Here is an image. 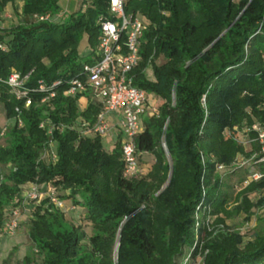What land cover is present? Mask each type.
<instances>
[{
    "label": "trees",
    "instance_id": "16d2710c",
    "mask_svg": "<svg viewBox=\"0 0 264 264\" xmlns=\"http://www.w3.org/2000/svg\"><path fill=\"white\" fill-rule=\"evenodd\" d=\"M14 1L0 0V15ZM23 2L27 19L60 10V0ZM84 3L65 21L0 28V80L15 71L29 75L33 89L39 80L64 81L94 64L110 0ZM125 11L146 26L134 85L158 109L142 117L135 138L139 160L153 159L146 174L125 176L120 133L111 150L103 138L81 135V122L93 124L101 104L89 100L82 108L81 97L66 96L62 85L46 103L30 93L26 107L0 82L14 120L0 134L9 141L0 143V164L8 160L13 168L0 176V204L14 207L11 200L30 183L43 193L62 189L57 197L81 207L91 226L86 235L63 212L37 205L28 222L33 249L20 264H264V216L244 248L240 231L196 227L207 213L224 225L239 218L244 227L255 213L252 196L264 191V164L251 160L260 148L254 126L264 127V0H127ZM84 36L92 52L81 59ZM46 120L52 134L40 127ZM50 150L55 162L43 158ZM255 172L261 178L250 180ZM237 189L241 202L234 206Z\"/></svg>",
    "mask_w": 264,
    "mask_h": 264
},
{
    "label": "built area",
    "instance_id": "2783aa9c",
    "mask_svg": "<svg viewBox=\"0 0 264 264\" xmlns=\"http://www.w3.org/2000/svg\"><path fill=\"white\" fill-rule=\"evenodd\" d=\"M127 0H110L108 18L100 22V37L98 44V60L94 64L84 65L81 73L67 80H57L47 84L39 80L37 86L29 89L26 81L29 77L22 76L13 71L5 80H0L9 87L12 95L17 100L26 99V107L31 104L30 93L42 94L41 103H46L56 96V88L66 86L65 95L68 97L80 96L101 104V111L96 116L95 122H81L79 129L82 136L108 138L113 131L122 135V160L125 164V176L132 177L140 170V153H138L135 138L142 132V117L158 114L156 100L145 91L134 85L133 71L139 66L142 57L140 54L142 36L146 31L145 24L137 17L126 13ZM40 20L47 17L39 16ZM0 49H3L0 45ZM80 99V100H81ZM16 108V112H19ZM116 114V123L110 124L108 116ZM21 125V121L19 122ZM41 128L52 134L54 125L46 120L41 123ZM258 132L259 152L251 160L264 164V127L254 126ZM6 129L1 135H4ZM162 147L167 156L165 139L162 138ZM53 148V144H50ZM44 157L52 161L57 160V155L50 150ZM262 174L255 172L251 180L260 179ZM27 197L30 200L42 199V194L36 184L27 186ZM48 198L55 209H63L66 202L59 199L54 192H48ZM17 228L16 220L6 226V232L11 234Z\"/></svg>",
    "mask_w": 264,
    "mask_h": 264
},
{
    "label": "rangeland",
    "instance_id": "374dc122",
    "mask_svg": "<svg viewBox=\"0 0 264 264\" xmlns=\"http://www.w3.org/2000/svg\"><path fill=\"white\" fill-rule=\"evenodd\" d=\"M84 2L85 0H60V10L57 15L52 16L49 14H36L31 18L27 19L22 14L24 4L23 0H15L14 3L6 5L3 14L0 15V23L2 24L0 28L6 26L4 24V21L6 19L9 20V22L7 23L9 25H7L6 28H14L18 27V25H21L24 28H30L34 25H38L44 22L65 21L69 19L72 14L82 10L85 4ZM39 16L47 17V19L40 20ZM78 51L81 59L85 58L92 52V47L89 44L87 36H84L82 39H80L78 44ZM158 62L160 63L162 61L159 60ZM147 73L149 74V76H151L150 69L147 71ZM81 101L85 102V99H82ZM115 115L116 114H111L108 116L110 124L116 123ZM13 126L14 120L8 118L4 103L0 99V134H2L5 129H10ZM116 132L117 131H113L108 138L104 139V146L107 150H111L113 148L114 142L117 137ZM8 142L9 141L7 140V136L1 137V145L8 146ZM141 158L142 159L140 160V170L138 171V173L140 172V174H146L152 166L153 159L150 155H145ZM44 159L47 160V157H44ZM6 161L7 162H5L4 164H0L1 178L5 177L6 174H9V172L13 169L11 162L8 160ZM27 186L21 191L19 195H17L16 197H14V199L11 200V203L15 204L14 207L7 206L4 203V205L0 204V263L20 264L23 257L26 254L30 253L33 249V242L28 236V222L32 218V210H34L37 205H39L43 211L48 210V212H52V210H59L63 212L64 218L67 221L72 224H75L78 227H82V230L86 235L91 234V226L82 218V216H79V214L82 213L81 207L73 208L71 206L72 204L68 202L65 204V207L63 209H55L54 205L50 202L48 198V192H54L56 195H58L59 192H63L62 189H48L46 193H43V191H41L42 187H40V192L43 198L37 200H30L27 197ZM240 193V189H237L236 193H234L233 195L235 197V200L237 199L236 201L234 200V206L240 204L241 202ZM4 197L5 195H2L0 197V200H3ZM252 198L253 202L256 204L255 213L253 217L248 221L247 225H245L244 227L241 225V221L239 218L227 220L226 225H224L218 224L216 222L217 218L220 215L215 216L207 213L206 215L201 217L202 212H199L197 215L198 218L201 217V221H197L196 227L198 228L199 226H204L210 232L214 230H216V232H218L219 230H223L222 232L224 234H226L227 231H240L239 234L241 235V247H246L248 244L254 242L255 232L263 225L258 222V219H261L264 216V191L259 194L255 193ZM12 220H16L17 228L13 233L9 234L6 232V226Z\"/></svg>",
    "mask_w": 264,
    "mask_h": 264
},
{
    "label": "crops",
    "instance_id": "0c3cea01",
    "mask_svg": "<svg viewBox=\"0 0 264 264\" xmlns=\"http://www.w3.org/2000/svg\"><path fill=\"white\" fill-rule=\"evenodd\" d=\"M4 22H5L4 24H5L6 26L3 25V26H4L3 28H6L7 25H9V24H7V23L9 22V20L6 19ZM1 25H2V24L0 23V26H1ZM81 100H82V99H81ZM81 100H80V101H81ZM80 101H79V102H80ZM80 104H81L80 106H81L82 108H85L86 105H87L86 101H85V102H84V101H81ZM115 116H117V115H115ZM115 118H116V117H115ZM116 134H118V132H116ZM104 139H105V138H104ZM68 202H70V201H66V203H68Z\"/></svg>",
    "mask_w": 264,
    "mask_h": 264
}]
</instances>
